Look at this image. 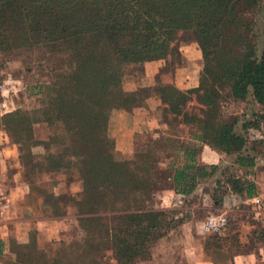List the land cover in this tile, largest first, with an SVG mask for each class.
I'll list each match as a JSON object with an SVG mask.
<instances>
[{
    "label": "trees",
    "instance_id": "obj_1",
    "mask_svg": "<svg viewBox=\"0 0 264 264\" xmlns=\"http://www.w3.org/2000/svg\"><path fill=\"white\" fill-rule=\"evenodd\" d=\"M257 17L263 20L260 27ZM179 32L194 36L201 62L196 85L179 90L155 78L156 100L159 120L166 123L163 116L167 114L172 120L179 118L192 130V146L179 144L174 154H163L168 139L158 137L155 153L133 142L131 160H113L114 141L107 134L111 114L142 107L145 102L138 91H123L124 68L140 66L141 76L143 63L172 59ZM40 49L61 56L63 68L52 72L42 87L44 99L37 109L0 115V129L9 143L19 147L25 195L36 188L41 197H55L34 187V181L71 171L78 175L80 198L70 205L76 208L81 237L69 243L45 238L38 246L30 237L35 234L31 228L24 244L0 240L5 264H138L149 260L154 244L187 221L177 218L174 211L145 207L152 192V174L167 172L172 192L186 198L217 171L216 164L201 163L203 152L235 155V164L246 174L227 177L226 193L239 196L244 204L256 194L244 171L253 169L258 145L264 141L261 0H0V52ZM191 95L202 107L199 119L185 111ZM246 98L257 109L240 124L238 133L236 118L224 120L220 107L225 99L244 102ZM41 124L54 127L61 137L41 142L44 154L34 157L28 143L35 138L33 127ZM50 145L54 150L50 151ZM222 195L224 191L218 189L211 194L217 208ZM228 240L235 251V239ZM220 242L214 244L216 250L222 249L224 242ZM217 253L225 258V253Z\"/></svg>",
    "mask_w": 264,
    "mask_h": 264
},
{
    "label": "rangeland",
    "instance_id": "obj_2",
    "mask_svg": "<svg viewBox=\"0 0 264 264\" xmlns=\"http://www.w3.org/2000/svg\"><path fill=\"white\" fill-rule=\"evenodd\" d=\"M261 2L264 3V0H261ZM257 25L259 27L263 25V20H259V17H257ZM173 44L177 48L176 54L172 56V59L167 57L163 64L161 62L159 79L162 82L170 81L173 70L178 69L180 73L184 72L185 55H189L193 59V51L185 48L190 45L196 48L192 34L179 32L177 40ZM196 59L197 63H191L186 73L194 78L201 63L199 56ZM61 67L63 68V58L61 56L50 54L42 51V49L29 51L16 50L11 53L0 52V115L15 109L27 112L37 109L44 99L41 93L43 92L42 87L49 83L53 74L52 72L57 71ZM140 74V66H126L124 68L125 78L131 76L136 79ZM143 93L145 94L146 91ZM200 109L202 107L195 102L194 96L191 95V98L185 105V111L199 119L201 117L199 113ZM256 109L255 105L248 98L244 102L225 99L221 103L220 112L224 120L236 118L235 131L241 133L240 124L243 121L251 119ZM163 120L166 123H164L165 126L158 136L150 134L135 136L133 142L136 144V147L142 146L143 148L146 145L147 151L153 154L155 153L156 139L158 137L168 139L163 154H174L175 147L179 144L192 146L193 142L190 136L192 130L189 129V126L179 122V118L172 120V115L169 114L163 116ZM33 132L35 138L28 143V148L34 157H40L44 154L41 142L49 140L52 136L54 138L61 137L59 131L54 127H47L44 124L34 126ZM0 135L9 141L7 135L1 129ZM54 147V145H50V151L54 150ZM16 148L17 152H19V147L16 146ZM258 150L260 151L259 157L255 161L254 169L250 172L244 171L251 176L246 181L252 183L253 186V181L259 183L264 181V141L258 145ZM111 155L115 161H128L133 158V150L130 154L123 155L116 152L113 148ZM156 155L159 156L163 164L167 163V160L161 156L159 150L156 151ZM213 157L216 158L213 160L204 159L201 160V163L213 161L217 165L216 173L203 183H199L194 192L186 198L181 199L177 194L172 192L167 172L158 171L152 174V192L143 203L145 207L147 209L174 211L177 218L183 217L187 221L175 226L164 237L160 238L152 247L149 260L138 264H179L178 254H176V250H173V248L176 249V246L180 245L178 237H185L183 234L185 223H190L188 227H192L191 234L193 236H201L198 233L197 227L208 216L209 211L217 208V204H214L211 200L212 192L217 189L224 191V195H222L220 200V206L224 205L230 210L224 215L227 220L225 230H228V227H230V230H226L224 234L219 235L207 234L205 237H259L260 239L264 237L259 226L250 219L248 204H244L241 199H236L238 201L233 202L232 195L225 191V179L227 177L236 176L243 178V175H246L235 164V155H220L218 162L215 160L218 159V156L214 155ZM18 165V168L11 167L12 173H10L7 182L11 184L13 191H16V195H20L21 192L24 195L14 203L12 216L15 219L26 218L32 222L35 219L54 218L53 220L55 221L52 222L47 230L55 241L69 243L77 237H81L76 222V208L70 205V201L80 198L81 187L78 175L71 171L68 175L53 174L50 178L49 176H42L34 181V187L43 188L55 197H41L36 188L25 195L24 183L20 175L21 167L19 160ZM13 173L16 174L14 177ZM219 182H221L219 185L215 184ZM216 186L217 189H215ZM230 219H237L238 221L235 220L236 222L229 226L231 223ZM248 225L252 227L250 228ZM181 226L184 227L181 228ZM249 228L251 229L250 231ZM9 237H12V235ZM30 237H34L38 246L43 245L45 242V237H39L36 230L35 234ZM233 246L234 250L236 249L237 251L239 244L236 239ZM105 254L109 255V252ZM110 264H114L113 261H110Z\"/></svg>",
    "mask_w": 264,
    "mask_h": 264
},
{
    "label": "crops",
    "instance_id": "obj_3",
    "mask_svg": "<svg viewBox=\"0 0 264 264\" xmlns=\"http://www.w3.org/2000/svg\"><path fill=\"white\" fill-rule=\"evenodd\" d=\"M185 48L189 51H193V59H191L189 55H185L184 72L180 73L178 69L173 70L170 81L162 82L161 79H159L161 84H169L179 90H186L195 87L196 78L187 75L186 73L187 69L190 68L191 63H197L196 58L198 54L196 48L192 45ZM162 64L161 61L145 62L142 65L143 71L140 77L136 79L131 76L125 78L123 91H138L140 92L142 98L145 99V102L142 107L134 108L126 112L123 111L111 114L107 122V134L114 141V150L120 154L128 155L131 153L133 138L136 135L150 134L157 136L165 126V124L159 120V102L156 100L155 88V78H159ZM144 91H146L145 94L143 93ZM214 155L218 156V159H215L218 162L220 155L214 152H203L201 154V159L213 160L216 158L213 157ZM17 157L18 152L16 146L9 143L5 137L0 135V183H3L4 186L7 187L13 205L18 198H21L24 195L23 192H21L20 195H16V191H13L11 184L7 182L10 173H12L11 167L13 166V168H18L19 166ZM204 162L206 163V161ZM209 163L216 164L213 163V161ZM15 175L16 174L13 173V177ZM249 177L251 176L248 175L247 178ZM253 184L255 193L264 192V181L262 183L253 181ZM232 197L233 202L238 201L236 199H241L237 195H232ZM229 211L230 210L226 208V206L222 205L209 211L208 216L226 215ZM53 219L54 218L51 217L41 220L35 219L34 222H32L26 218L15 219L12 216L11 220L6 224V228L4 230H0V240L6 241L8 239H14L17 243L24 244L27 242V235L31 228L37 231L39 237L50 238L51 234L48 232L47 228L55 221ZM230 220L231 223L229 226L238 221L237 219ZM253 223L255 222L253 221ZM189 224L190 223L186 222L185 227L181 226V228L184 227L183 234L185 237H178V243L180 245H177L176 249L173 248V250H176V254H178L179 264H264V237H262V239L259 237H215L214 239H211L212 237H205L207 234L200 231V225H198L197 228L198 233L202 237H194L193 234H191L192 227H188ZM248 227L250 226L248 225ZM228 228V230L226 229L227 231L230 230V227ZM250 228L249 231L251 230ZM226 230H222L219 233H216V235L224 234ZM11 235L12 237H9ZM230 238L237 240V243L239 244L237 251L236 249L235 251H233V248L231 249L230 241L228 240ZM206 241H213V243L210 245L205 244ZM216 241H221L222 243L224 242L221 250H216L214 248V244H217ZM207 247L210 249L207 250ZM227 248L229 250H227ZM170 250L173 252L172 249ZM214 251L216 253L217 251L225 253V258L223 256L220 257L218 253L216 254ZM5 263V256L0 255V264Z\"/></svg>",
    "mask_w": 264,
    "mask_h": 264
},
{
    "label": "built area",
    "instance_id": "obj_4",
    "mask_svg": "<svg viewBox=\"0 0 264 264\" xmlns=\"http://www.w3.org/2000/svg\"><path fill=\"white\" fill-rule=\"evenodd\" d=\"M248 204V213L251 219L259 226L264 235V192L256 193L250 197ZM13 203L9 196V191L3 183H0V230L6 228V224L12 217ZM227 220L224 215L207 216L200 224V231L204 234H216L225 230Z\"/></svg>",
    "mask_w": 264,
    "mask_h": 264
}]
</instances>
